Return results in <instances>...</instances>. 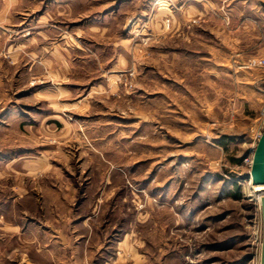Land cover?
I'll return each mask as SVG.
<instances>
[{"label": "rangeland", "instance_id": "1", "mask_svg": "<svg viewBox=\"0 0 264 264\" xmlns=\"http://www.w3.org/2000/svg\"><path fill=\"white\" fill-rule=\"evenodd\" d=\"M41 1L0 47V264H261L264 0Z\"/></svg>", "mask_w": 264, "mask_h": 264}, {"label": "crops", "instance_id": "2", "mask_svg": "<svg viewBox=\"0 0 264 264\" xmlns=\"http://www.w3.org/2000/svg\"><path fill=\"white\" fill-rule=\"evenodd\" d=\"M36 1L38 3L39 0H33V2ZM25 0H0V47L8 50V55L13 56V51H17L20 54L25 53L26 55H29L28 53L24 52L23 44L21 42H18L17 40L12 39V32H23L24 29H31L29 26L26 27L25 23L23 21L18 22V19L21 18L23 15L29 16V13L26 12L25 14L22 13L20 10L21 6L24 4ZM44 1H41V9L34 11L32 15L36 17L37 23L39 24L40 17L44 16V7H43ZM28 20V18H25ZM34 19V17H33ZM11 33V34H10ZM37 33V37L39 36V32ZM9 35V37H8ZM22 35V34H21ZM23 38L25 35H22ZM18 39V38H17ZM33 48V47H32ZM38 49V47H37ZM35 49V50H37ZM19 50V51H18ZM10 52H12L10 54ZM23 52V53H22ZM34 55H36L33 52ZM13 62V60H11ZM34 66V63L32 64L31 68Z\"/></svg>", "mask_w": 264, "mask_h": 264}, {"label": "water", "instance_id": "3", "mask_svg": "<svg viewBox=\"0 0 264 264\" xmlns=\"http://www.w3.org/2000/svg\"><path fill=\"white\" fill-rule=\"evenodd\" d=\"M250 173L253 185H264V130L253 154V163ZM260 209L263 223L261 264H264V197L261 199Z\"/></svg>", "mask_w": 264, "mask_h": 264}, {"label": "built area", "instance_id": "4", "mask_svg": "<svg viewBox=\"0 0 264 264\" xmlns=\"http://www.w3.org/2000/svg\"><path fill=\"white\" fill-rule=\"evenodd\" d=\"M254 64L255 65H258V66H261V67H264V58H261L259 60H254ZM245 163H246V165L249 168V188H250V191H251V188L253 187V184H252V180H251V173H250V171H251V167H252V163H253V156H251L250 158L246 159L245 160Z\"/></svg>", "mask_w": 264, "mask_h": 264}, {"label": "bare ground", "instance_id": "5", "mask_svg": "<svg viewBox=\"0 0 264 264\" xmlns=\"http://www.w3.org/2000/svg\"><path fill=\"white\" fill-rule=\"evenodd\" d=\"M251 192L255 196L256 200L260 203L261 199L264 197V185H253V187L251 188Z\"/></svg>", "mask_w": 264, "mask_h": 264}]
</instances>
